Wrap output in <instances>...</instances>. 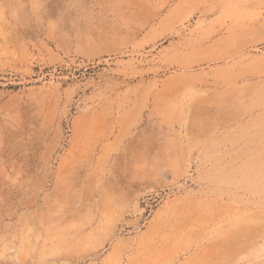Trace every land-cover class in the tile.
<instances>
[{
	"label": "rangeland",
	"instance_id": "obj_1",
	"mask_svg": "<svg viewBox=\"0 0 264 264\" xmlns=\"http://www.w3.org/2000/svg\"><path fill=\"white\" fill-rule=\"evenodd\" d=\"M0 264H264V0H0Z\"/></svg>",
	"mask_w": 264,
	"mask_h": 264
}]
</instances>
